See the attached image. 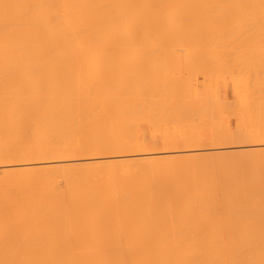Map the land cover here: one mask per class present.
Listing matches in <instances>:
<instances>
[{
    "label": "bare ground",
    "instance_id": "obj_1",
    "mask_svg": "<svg viewBox=\"0 0 264 264\" xmlns=\"http://www.w3.org/2000/svg\"><path fill=\"white\" fill-rule=\"evenodd\" d=\"M251 7L0 0V264H264V110L211 148L161 131L209 111L197 70L247 64L264 26L219 20Z\"/></svg>",
    "mask_w": 264,
    "mask_h": 264
},
{
    "label": "rangeland",
    "instance_id": "obj_2",
    "mask_svg": "<svg viewBox=\"0 0 264 264\" xmlns=\"http://www.w3.org/2000/svg\"><path fill=\"white\" fill-rule=\"evenodd\" d=\"M254 9L252 7L242 8L244 11L242 15L228 14L223 17L225 21L219 20V22L225 23L228 29H250L264 26V19L260 14L254 13L257 10ZM212 10L235 11L237 8H213ZM215 20H218V17L211 16L206 19V22L212 23ZM241 49L242 52L246 53L243 59L247 63L246 65L231 62L230 67L219 73L208 72L205 74L201 70H197L192 76L191 81L194 83L200 82L203 77H205L204 80L209 82V86L205 90L209 100V111L203 113L200 109L194 110L187 124L166 121L161 128L162 133L184 136L186 133H189L188 130L194 131L191 133L201 136L200 147L211 148L210 138L219 128V121L222 120L224 128L233 132L239 130L241 127L253 125L254 122H250V119L256 118L258 111L264 110L260 90V85L263 81L264 39L256 36L250 37L242 42ZM12 74L14 75V73ZM12 80L14 81L15 79ZM226 87L230 89V92H233V88L244 89L246 91L230 99H225ZM197 100L196 105L199 107L202 98H198ZM156 148L158 151L167 149L165 146H158Z\"/></svg>",
    "mask_w": 264,
    "mask_h": 264
}]
</instances>
